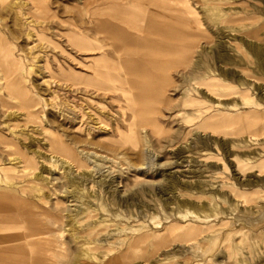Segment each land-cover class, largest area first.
Listing matches in <instances>:
<instances>
[{"label": "rangeland", "instance_id": "1", "mask_svg": "<svg viewBox=\"0 0 264 264\" xmlns=\"http://www.w3.org/2000/svg\"><path fill=\"white\" fill-rule=\"evenodd\" d=\"M40 1L0 0V186L25 229L57 264H264V0H155L182 38Z\"/></svg>", "mask_w": 264, "mask_h": 264}, {"label": "crops", "instance_id": "2", "mask_svg": "<svg viewBox=\"0 0 264 264\" xmlns=\"http://www.w3.org/2000/svg\"><path fill=\"white\" fill-rule=\"evenodd\" d=\"M80 1L87 6L89 16L96 22V30L103 31L104 34L110 30L149 31L151 33L161 30H180V36L177 35L176 37L182 38L184 36V22L180 24L181 26L177 24V28H174V22H170L169 16L175 15L176 12L154 5L155 0ZM91 5L92 7H89ZM161 18H166V22L164 19L161 20ZM160 24L164 25L160 26ZM66 36H68V43L72 46L73 40L70 37H74V34L67 33ZM79 36L86 39L88 43L85 49H83L84 51L96 50L95 47L88 48L90 42L86 35ZM169 38H171L170 35ZM0 40V54L4 58H7V52L4 49V41L1 36ZM168 49L176 50L178 53H181V58H183L187 48L182 45H170ZM10 74L11 72H9L7 66H4V69L0 67L1 81L10 76ZM18 190H22V188L20 189L18 186L3 188V186H0V264H57L55 250L42 246L40 242L34 239V232L25 229L24 223L26 220L21 211L24 200L18 199L17 195L13 194ZM10 192L12 194H9ZM1 195H7L8 199L1 198ZM42 253L46 255L43 256ZM41 255L43 258L40 257Z\"/></svg>", "mask_w": 264, "mask_h": 264}, {"label": "bare ground", "instance_id": "3", "mask_svg": "<svg viewBox=\"0 0 264 264\" xmlns=\"http://www.w3.org/2000/svg\"><path fill=\"white\" fill-rule=\"evenodd\" d=\"M32 1V3H33V5H35V6H37V5H41V1L40 0H31ZM171 3V2H170ZM74 38V45H75V47L78 49V50H83L87 45V43H86V41L82 38V37H73ZM1 41V40H0ZM2 48V47H1ZM2 50V49H1ZM5 60V59H4ZM3 60V61H4ZM220 60V59H219ZM1 62V61H0ZM3 63V62H2ZM1 63V64H2ZM8 63V62H7ZM0 64V65H1ZM10 64V63H9ZM5 65V64H4ZM6 66V65H5ZM8 66V68H9V65H7ZM10 66H12V65H10ZM124 67H125V64L123 65ZM138 68H139V70L140 71H143V67L141 66V65H139L138 66ZM9 70V69H8ZM9 71H11V69L9 70ZM94 74V77H95V82H96V84L95 85H92L96 90H102V88H101V86L100 85H98L99 83H100V80H101V78L102 77H104L105 76V73H100L98 70H94V72H93ZM225 73V72H224ZM140 75V74H139ZM136 76V80H135V82H132L131 80H127L126 81V84H128V85H130L132 88H134L135 89V92L138 94V95H146V84H144V83H142V81H141V76ZM194 76V75H193ZM110 77V76H109ZM188 78V77H187ZM190 79V78H189ZM16 80V79H15ZM14 81V80H13ZM18 81V80H17ZM193 81V80H192ZM16 84H18V82L16 83ZM241 84V83H240ZM18 86H19V84H18ZM247 86V85H246ZM7 87V86H6ZM13 87H14V85H13ZM15 87H16V85H15ZM14 87V89H16ZM20 88H22V86H19ZM18 87V88H19ZM19 88V89H20ZM24 88V87H23ZM200 89V88H199ZM21 90V89H20ZM24 92V90H21L20 92ZM8 93V92H7ZM19 94H21V93H19ZM27 94V93H26ZM209 96V95H208ZM21 97H22V95H21ZM21 97H20V99H21ZM211 97V96H210ZM23 98V97H22ZM144 98V97H143ZM215 98V97H214ZM145 99V98H144ZM1 101H2V99H0ZM29 101V100H28ZM226 101H228V100H226ZM234 102V101H233ZM23 104V103H22ZM28 104V106L30 105L29 104V102L27 103ZM235 105V104H234ZM26 107H27V105H26ZM133 108V107H132ZM27 109V108H26ZM134 110H136V117H137V114H139V116H141L142 115V108H140V107H138V106H136L135 108H134ZM235 110V109H234ZM230 111V110H229ZM236 112V111H235ZM237 117H235L234 119H236ZM259 118V117H258ZM228 122V121H227ZM211 123V122H210ZM224 123V122H223ZM207 124H209V123H207ZM220 125H221V123H220ZM259 125V124H258ZM213 126H214V128H215V125L213 124ZM218 126V125H217ZM216 126V127H217ZM228 126H229V124H228ZM211 127V126H210ZM230 127H231V124H230ZM229 127V128H230ZM260 127V126H259ZM205 129V128H204ZM207 129V128H206ZM211 129V128H210ZM220 129V128H219ZM223 129V128H222ZM221 129V130H222ZM242 129V128H241ZM214 130V129H213ZM257 131V130H256ZM136 244V247H137V243H135ZM132 245V244H131ZM132 248V247H131ZM139 248V247H138ZM140 249V248H139ZM141 252V251H140ZM131 253V252H130ZM32 255V254H31ZM40 255V254H39ZM38 255V256H39ZM42 255H43V253H42ZM42 255L40 256V257H42ZM44 255H46V254H44ZM43 255V256H44ZM124 255V254H123ZM122 255V256H123ZM127 256H128V254H127ZM49 257V256H48ZM43 258V257H42ZM45 258V257H44ZM124 258H126V257H124ZM39 260H41V259H39ZM54 262V261H53ZM35 264V263H34Z\"/></svg>", "mask_w": 264, "mask_h": 264}]
</instances>
